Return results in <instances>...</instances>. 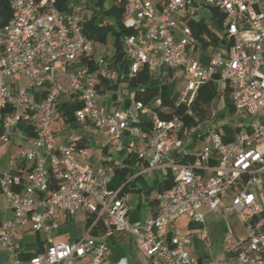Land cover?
Returning <instances> with one entry per match:
<instances>
[{
	"label": "built area",
	"instance_id": "built-area-1",
	"mask_svg": "<svg viewBox=\"0 0 264 264\" xmlns=\"http://www.w3.org/2000/svg\"><path fill=\"white\" fill-rule=\"evenodd\" d=\"M100 0H97V2ZM102 1V0H101ZM78 2V3H77ZM69 0H12L11 18L0 26V149L14 136L28 138L19 158L29 164L0 172V193L11 217H0L1 264H106L110 240L125 234L139 240L140 249L162 264H194L185 251L186 241L176 223L186 218L204 224L205 212L226 223L234 215L243 238L226 228L222 250L226 264H264V0H110L125 2L123 26L133 33L123 39V55L130 63V77L146 67L149 75L161 66L182 67L183 86L175 106H192L199 88L207 83L227 89L233 106L228 141L223 125L206 133L207 145L189 153L183 145L182 120L157 118L141 102L133 108L100 109L96 85L112 74V56L92 65L94 42L83 33V24L96 13L102 22L105 9L95 0L91 8ZM214 9L223 16L218 44L206 63L192 57L189 47L201 44L189 22L201 23L202 12ZM82 67L72 70L76 63ZM74 97L76 121L89 122L102 140L100 149L124 148L135 159L138 174L168 172L173 184L154 196V215L131 223L121 188H109L114 165L92 168L79 160L86 150L60 145L51 129L58 115V98ZM138 115L150 126L141 127ZM29 129L26 136L22 129ZM192 131L191 128L187 129ZM128 137L130 143L124 145ZM199 137H202L199 135ZM86 215L81 235L66 243L53 242L60 227L59 215ZM41 233L48 243L27 259L16 249V233ZM96 233V234H94Z\"/></svg>",
	"mask_w": 264,
	"mask_h": 264
},
{
	"label": "crops",
	"instance_id": "crops-1",
	"mask_svg": "<svg viewBox=\"0 0 264 264\" xmlns=\"http://www.w3.org/2000/svg\"><path fill=\"white\" fill-rule=\"evenodd\" d=\"M110 1V0H109ZM108 1V2H109ZM78 3V2H77ZM83 7L91 8L94 0H86L80 3ZM204 15H206L204 13ZM208 16V15H207ZM201 22L209 28L212 25L209 21V16H202ZM123 44V42H122ZM211 49L202 46L189 47L188 52L192 53V57L201 63H206L210 55ZM114 48L111 51H104L98 58L92 57V62H95L102 56H113ZM82 63L74 64L71 69H79ZM174 74L181 75V85L177 96L172 100L176 104L177 97L183 86V69L177 67L174 69L166 66H161L156 69L152 75H149L150 82L154 87L166 86L173 78ZM154 75V76H153ZM130 79V63L123 55L122 59L115 65L113 64V72L108 80L99 81L96 85V102L100 109L109 111L112 108H133L134 89L128 88L127 84ZM220 86V85H219ZM217 86V89L219 88ZM139 89H142L141 87ZM169 89V87H168ZM224 90V89H223ZM77 101L74 97L61 96L58 98V115L59 117L53 121L51 129L56 133L57 143L60 145H77L81 144V149L86 150L84 155H79V160L92 168H98L103 165H114L115 167H128L132 174L128 175L127 180L135 176L126 185V190L123 196L128 207L127 218L131 223H143L150 219L155 212V193L159 190V185L165 179L169 178L168 172L156 170L147 173L138 174L139 167L135 163V159L127 154L124 148H114L106 146L100 149L102 140L96 135L94 127L89 122L76 121L73 117V111L76 109ZM151 109V105H145ZM135 112V111H134ZM187 114L195 121V128L190 127L192 131L185 130L181 133L183 145L189 153L198 152L203 146L207 145V137L201 134L198 127V116L195 111L188 109ZM141 121L146 120L142 115H138ZM230 117V116H229ZM231 122V121H230ZM229 124V123H228ZM221 125H224L222 123ZM220 125V126H221ZM208 130H206L207 132ZM201 135L202 137H199ZM128 137H124L123 143H130ZM13 145L17 149L15 158V170L23 172L28 168L24 160L19 158V152L22 148L30 147L28 138L25 136H14L11 142L1 149H8ZM11 156V155H10ZM132 161L129 166L125 161ZM9 161V160H8ZM9 169L8 162L6 170ZM153 184L154 187L149 184ZM11 211L6 205L5 198L0 193V217L7 219L11 217ZM60 227L53 232L51 239L53 242H69L77 239L86 227V215L83 211H79L75 216L69 218L64 215H59ZM177 229L185 235L186 241L184 244L185 251L193 259L194 264H226L227 257L222 250V240L226 228H229L234 238L241 239L242 227L238 219L231 215L227 218L226 223L219 216L205 212L204 224L190 222L186 218L180 219L176 223ZM64 234V236H63ZM31 235L33 243L24 242V237ZM42 235V236H40ZM242 236V237H241ZM16 249L21 259H27L33 254L42 250L48 243L44 234L28 233L17 231ZM111 253L106 264H162V260L148 258L140 249L139 240L125 234H116L110 240ZM4 262L3 255L0 253V264Z\"/></svg>",
	"mask_w": 264,
	"mask_h": 264
},
{
	"label": "trees",
	"instance_id": "trees-1",
	"mask_svg": "<svg viewBox=\"0 0 264 264\" xmlns=\"http://www.w3.org/2000/svg\"><path fill=\"white\" fill-rule=\"evenodd\" d=\"M11 1L12 0H0V26L6 25L11 18ZM68 1L69 0H58L57 5L58 7L65 9ZM97 3L102 6L101 0ZM126 11L127 5L125 2H121L118 5H110L102 13V22H99L100 19L96 13H92L89 16V19L83 24L84 35L92 40L94 44H105L107 35L110 33L113 34L114 40L112 47L114 48L115 52L112 56V60L114 65L123 57V39L133 33V30L126 29L123 26V18ZM222 20L223 16L217 13L214 9H211L209 21L212 25V28L207 27L202 22H189V27L193 36L198 40L203 48L209 46L202 41L203 35L210 39V44L212 46H216L218 44V38L222 30ZM82 63L91 66L93 62L82 60ZM149 83L150 77L146 67H142L136 75L130 77L127 86L128 88L134 89V102H141L143 105H151V109L155 112L157 118L159 119L168 120L172 116H177L182 120L184 128H195V121L187 114L188 108L185 105H174V102L171 100L168 87H154L153 85H149ZM140 87L142 89H139ZM219 94L223 100V109L225 114L230 116V114L233 112V106L229 98L228 90L224 89L223 91L218 92L216 86L211 83L202 85L197 92L192 104L196 115L203 120L211 119L213 117L211 105L213 100L218 97ZM149 126L150 123L148 121H142L141 127L143 129H146ZM223 130L227 134V137L224 138V141H228L230 139V135L233 133V129L229 125L224 124ZM22 132L28 137L33 135L29 129H22ZM76 147L81 148V144L77 143ZM131 162L132 161L127 160L125 161V164L127 163L130 166ZM131 174L132 171L126 166L121 168L115 167L109 188L112 190L118 189L126 181L128 175ZM172 184L173 179L169 177L160 183L159 190L168 189ZM125 187L126 186L121 188L119 194L122 195L125 192Z\"/></svg>",
	"mask_w": 264,
	"mask_h": 264
},
{
	"label": "rangeland",
	"instance_id": "rangeland-1",
	"mask_svg": "<svg viewBox=\"0 0 264 264\" xmlns=\"http://www.w3.org/2000/svg\"><path fill=\"white\" fill-rule=\"evenodd\" d=\"M95 1L97 2V0ZM108 1L109 0H102L103 8H107ZM202 16H205L206 18H208L207 14L204 15V12H202ZM113 40H114L113 34L110 33L107 35L105 44L95 43L94 44V47H95L94 58H98L104 51H111ZM181 77L182 76L179 74H174L173 78L168 84L169 94H170L171 99L177 96V93L181 85ZM149 85H153V84L150 82ZM221 91H223V87L220 85L218 88V92H221ZM190 107L192 110L193 107L192 106ZM223 107H224L223 100H222L221 95L219 94L218 97H216L213 100L212 105H211L213 117L209 120H203L202 118L198 117V124H199L198 127H199V130L201 131V134L206 136L207 134L206 130H210L212 129V127L220 126L222 123L224 124L230 123L231 119L229 116L225 114ZM17 153H18L17 149L13 147V145H10L8 149H0V172H3L4 170H6V165L10 158V155H13L15 157L17 156ZM149 185L152 186V188L154 187L152 183ZM242 236H243V231H242ZM23 240L24 242L33 243V238L31 235L25 236Z\"/></svg>",
	"mask_w": 264,
	"mask_h": 264
}]
</instances>
